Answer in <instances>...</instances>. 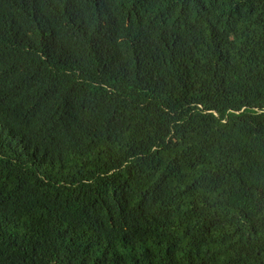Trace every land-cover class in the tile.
<instances>
[{
    "label": "trees",
    "instance_id": "1",
    "mask_svg": "<svg viewBox=\"0 0 264 264\" xmlns=\"http://www.w3.org/2000/svg\"><path fill=\"white\" fill-rule=\"evenodd\" d=\"M0 264H264V0H0Z\"/></svg>",
    "mask_w": 264,
    "mask_h": 264
}]
</instances>
